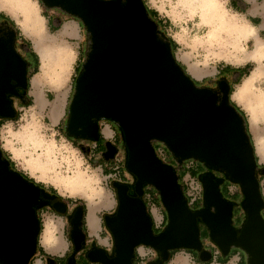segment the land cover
Wrapping results in <instances>:
<instances>
[{
    "label": "clouds",
    "instance_id": "clouds-1",
    "mask_svg": "<svg viewBox=\"0 0 264 264\" xmlns=\"http://www.w3.org/2000/svg\"><path fill=\"white\" fill-rule=\"evenodd\" d=\"M130 0H119L127 8ZM143 8L154 25L155 42L165 47L173 66L196 91L208 90L216 96L215 107L227 106L238 117L252 151L254 174L264 202V0H132ZM109 5L116 0H99ZM14 37L12 48L24 64L23 95L6 94L12 116H0V158L15 173L38 191L59 201L64 211L50 204L35 206L37 231L34 252L27 264H56L70 254L77 258L72 238L73 219L82 210L80 231L89 251L102 250L107 258H117L116 242L109 220L118 217L121 201L116 185H122L120 165L127 154L115 152L111 159L98 152L105 145L123 142V126L108 116L93 117L97 136L69 134V117L78 93V84L93 54V33L78 15L46 0H0V41ZM227 85V94L220 87ZM77 132L84 129L78 127ZM150 146L162 143L149 139ZM162 163L166 158L157 156ZM177 186L191 210L204 200L201 177L190 169L205 164L195 158L175 160ZM125 169L129 180L133 173ZM230 190L241 191L239 183ZM145 193L160 192L151 183ZM222 190V189H221ZM54 194V195H53ZM145 205L151 225L165 223V205ZM161 199L162 195H161ZM217 211L213 205L209 212ZM264 221V208L259 210ZM168 218L171 221L168 211ZM211 252L209 264H218L222 250L212 241H201ZM215 250L214 252L212 250ZM192 250H168V258L156 247L138 243L129 264H197ZM250 264V254L235 245L225 257L226 264ZM93 262V261H92ZM93 264H100L94 261Z\"/></svg>",
    "mask_w": 264,
    "mask_h": 264
},
{
    "label": "water",
    "instance_id": "water-1",
    "mask_svg": "<svg viewBox=\"0 0 264 264\" xmlns=\"http://www.w3.org/2000/svg\"><path fill=\"white\" fill-rule=\"evenodd\" d=\"M46 2L80 16L94 35L93 54L85 65L72 118L68 119L69 134L98 139L93 117L118 120L130 153L126 168L128 163L136 179L133 196L128 194L127 185H116L121 207L117 219L109 220L108 225L114 233L117 258H107L98 250L101 255L90 262L129 264L132 249L140 242L159 249L164 259L168 250L185 247L201 252L200 261L208 262L211 253L202 249L201 223L223 256L235 245L250 254V264H264V221L259 216L264 202L258 191L252 151L238 117L226 105L216 108L213 93L196 91L183 78L166 48L155 42L154 25L138 3L130 0L127 8H121L119 0L109 5L99 0ZM13 41L11 34L0 41V116L14 114L6 94L17 95L15 86L25 87V66L13 51ZM220 87L227 94L226 83L221 81ZM78 127L84 131L77 132ZM153 137L162 142L174 162L195 158L223 176L215 178L207 172L201 177L203 208L192 211L186 207L173 166L157 159L154 145L148 142ZM106 149L109 155L111 149ZM145 183L159 189L160 202L170 213L171 221L166 211L167 224L157 235L141 199ZM224 183H239L242 188L245 220L239 230L233 227V205L220 191ZM42 204L39 191L10 172L7 162L0 158V264H27L37 231L34 205ZM213 205L215 214L209 212ZM81 214L82 210H77L73 219L76 250L84 238Z\"/></svg>",
    "mask_w": 264,
    "mask_h": 264
},
{
    "label": "flooded vegetation",
    "instance_id": "flooded-vegetation-1",
    "mask_svg": "<svg viewBox=\"0 0 264 264\" xmlns=\"http://www.w3.org/2000/svg\"><path fill=\"white\" fill-rule=\"evenodd\" d=\"M10 82H11V84L16 85V82L14 80H11ZM15 90L17 92V95H23L24 94V89L21 86H15ZM107 156H108V154H106L105 158ZM207 172H212L215 175V178L223 177L220 173H218V172H216L214 170H208L205 173H207ZM132 184L130 185V183L129 184H127V183L124 184L123 183V185H127L128 186V194L130 196H133V194H134V189H133L134 187H133ZM220 188H221V186H220ZM130 191H131V193H130ZM39 199L44 204H50L52 206L58 207V210H60L62 212L64 211L63 206L57 204V203H59V201L56 200V199H53V198H49V195L47 193H45L44 191H41V192L39 191ZM201 208H203L202 203H200V206L195 207V208H193V206H192L191 210L194 211V210L201 209ZM165 217H166V215H165ZM198 225H199L200 230H201V238H202L203 232H205V233H207L206 236H207L208 240H210L209 239V235H208V231L205 228V226L203 224H201V223H199ZM239 228H237V229L239 230ZM152 229H153V234H155V235H157L158 233L161 232V230H156L154 228H152ZM203 229H204V231H202ZM84 238H83V240L80 243V247L78 248V250H76V251H79L81 249V252H80V254H79V256L77 258H74V255L70 254L63 261H57L56 264H88V263H91L90 259H95V258L99 257V255H101V254H98V250L93 249V251H89L88 247L83 245ZM203 250H205V249H203ZM192 254L195 255L197 260H200L199 258H200L201 252L193 251ZM105 255H107V253ZM109 257H111V256H109Z\"/></svg>",
    "mask_w": 264,
    "mask_h": 264
},
{
    "label": "rangeland",
    "instance_id": "rangeland-1",
    "mask_svg": "<svg viewBox=\"0 0 264 264\" xmlns=\"http://www.w3.org/2000/svg\"><path fill=\"white\" fill-rule=\"evenodd\" d=\"M123 142H124V140H123ZM101 145L102 144H100V142H99V146H100V148H101ZM125 145V144H124ZM158 156H160V157H162V158H166V155H165V152H164V150L162 149L163 148V145L161 144V143H158ZM125 149H126V147H125ZM166 149V148H165ZM167 150V149H166ZM123 153V152H122ZM124 154L126 155L127 154V149L124 151ZM166 160H167V158H166ZM173 159L172 158H170L169 159V161H172ZM126 159L121 163V170L123 171V173H124V171H125V169H126ZM172 166L173 167H176L177 165H176V163H174V164H172ZM193 168H195L197 171H198V173H199V177H202L204 174H205V172L206 171H208L209 169H207L203 164H196V165H194V167ZM192 168V169H193ZM135 177L133 176V179L132 180H129L127 177L125 178V179H123V182H124V184H129L130 183V185L132 184L133 185V187H134V183H135ZM126 182V183H125ZM224 185L226 186V187H228L227 189H230V187H231V185H230V183H224ZM134 189V188H133ZM220 191H221V188H220ZM233 192V191H232ZM130 193H131V191H130ZM153 194V196L156 198V204L157 205H162L161 204V202H160V199H159V197H158V194H157V192L155 193V192H153L152 193ZM221 194H222V192H221ZM134 195V194H133ZM236 195H238V196H236L235 198H230V197H228L227 196V193L226 194H222V196H223V198L224 199H226V200H228L232 205H233V215H232V220H233V227L234 228H239L241 225H242V223L244 222V220H245V215H244V212H243V210L241 209V202H242V200H243V196H242V194H241V192H236ZM142 197H143V195H142ZM142 197H141V199H142ZM144 199H145V196H144ZM145 201L147 202V204L149 203V201L148 200H146L145 199ZM201 203H202V200H201ZM145 204V203H144ZM198 206H200V205H198ZM197 206V207H198ZM166 215V214H165ZM166 224H167V222L165 223V225H164V227L166 226ZM164 227H163V229H164ZM162 231V230H161ZM202 231H204V229L202 230ZM207 233H205V232H203V234H202V238H201V241H205V240H208V238H207ZM202 249H205L203 246H202ZM207 251H209V250H207ZM213 252L215 251L214 249L212 250ZM210 252V251H209ZM222 256V255H221ZM223 257V256H222ZM224 258V257H223ZM200 261V260H199ZM244 263H246V261L244 260ZM88 264H93V263H88ZM200 264H209V262H202V261H200Z\"/></svg>",
    "mask_w": 264,
    "mask_h": 264
},
{
    "label": "crops",
    "instance_id": "crops-1",
    "mask_svg": "<svg viewBox=\"0 0 264 264\" xmlns=\"http://www.w3.org/2000/svg\"><path fill=\"white\" fill-rule=\"evenodd\" d=\"M100 142V144H102V149H101V153H106L107 152V149H106V145H105V143H104V141L103 140H100L99 141ZM125 143L124 142H119L118 141V143L116 144V145H107L108 146V148L109 149H111V152H110V154L106 157V159H111L114 155H115V152L117 151V152H120V153H124V151L126 150L125 149V145H124ZM120 167H121V165H120ZM119 175L121 176V178L122 179H125L126 178V176H124L123 175V171L121 170V168H120V170H119ZM124 183V182H123ZM126 183V182H125ZM226 187V186H225ZM228 188V187H227ZM227 196L228 197H230V198H235L236 196H238V195H236V192H232L230 189H227ZM211 253V252H210ZM193 256L195 257V255L193 254ZM223 256V255H222ZM219 257L218 258V261L220 262V263H218V264H224V260H222V258L224 257H226V256H223V257ZM195 259H196V257H195ZM211 260V259H210ZM209 260V261H210ZM196 261H197V264H200V261L199 260H197L196 259ZM208 261V262H209ZM226 264V263H225ZM241 264H244V259L242 258L241 259Z\"/></svg>",
    "mask_w": 264,
    "mask_h": 264
},
{
    "label": "trees",
    "instance_id": "trees-1",
    "mask_svg": "<svg viewBox=\"0 0 264 264\" xmlns=\"http://www.w3.org/2000/svg\"><path fill=\"white\" fill-rule=\"evenodd\" d=\"M120 132L122 133V131L120 130ZM99 139V138H98ZM103 147H102V145H101V148H100V146H99V148H98V152H101V149H102ZM154 148H155V151H156V154H157V156H158V143L157 144H154ZM163 150H164V152H165V155H166V158H167V163H169V164H174L175 162H174V160H172V161H169V159L170 158H172V156H171V154L165 149V147L163 146V148H162ZM173 159V158H172ZM190 171H191V173H192V175L193 176H199V173H198V171L195 169V168H193V169H190ZM221 192H222V194L224 195V194H226L227 193V187H225V185L223 184V185H221ZM153 192H155V191H151V192H149V193H145L144 191H143V197H142V200H143V202L145 203V205H147V202L145 201V199H144V196H146V195H151V197H152V202L153 203H156V198L153 196ZM240 192V191H239ZM156 193V192H155ZM200 203H201V200H199V201H197L194 205H193V208H195V207H197L198 205H200ZM167 222V218L165 217V223ZM165 223L163 224V227H164V225H165ZM222 260H224L225 262H224V264L226 263V259L225 258H222ZM210 262V261H209ZM218 263H220L219 261H218ZM244 264H246V263H244Z\"/></svg>",
    "mask_w": 264,
    "mask_h": 264
},
{
    "label": "built area",
    "instance_id": "built-area-1",
    "mask_svg": "<svg viewBox=\"0 0 264 264\" xmlns=\"http://www.w3.org/2000/svg\"><path fill=\"white\" fill-rule=\"evenodd\" d=\"M169 164V163H168ZM199 201V200H198ZM152 228L156 229V230H163V224L159 227V228H156L154 225H152Z\"/></svg>",
    "mask_w": 264,
    "mask_h": 264
}]
</instances>
